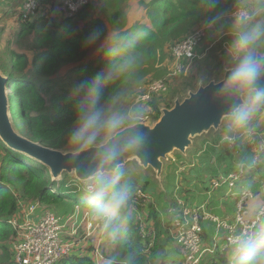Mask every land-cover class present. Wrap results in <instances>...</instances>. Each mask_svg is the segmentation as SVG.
Segmentation results:
<instances>
[{"label":"trees","instance_id":"1","mask_svg":"<svg viewBox=\"0 0 264 264\" xmlns=\"http://www.w3.org/2000/svg\"><path fill=\"white\" fill-rule=\"evenodd\" d=\"M103 1L108 10L103 12L102 9L106 20L97 14L94 3L84 5L74 18L70 19L64 14V7L56 5L55 0H40L37 15L33 19L25 20L24 14L20 16V13L16 20L17 28L10 39L4 46L0 44V73L11 83L10 116L14 129L22 137L54 150L81 151L68 142L79 104V97L73 96V89L80 84L92 82L98 75L108 76L101 89L99 107L102 110L126 115L124 109L129 111L132 108L133 115L142 113L156 123L162 116V109H171L177 96L185 95L189 93V89L196 90L199 87L198 77L190 72L180 79V83L168 94L166 100L164 97L167 93L159 94L135 106V101L140 95L135 92L142 87L143 82L149 88L153 81H149L150 79L167 76V68H159L156 65L167 59L168 49L184 41L202 23H224L218 28L221 31L223 29L225 35L230 30H247L250 23L264 24V2L258 6L257 0H214L212 7H209L205 0H139V7L144 10L146 21H137L132 26L128 13L130 0ZM243 6L250 12V19L242 23L231 20L230 15ZM57 8L60 18L53 17L52 23L50 19ZM94 31L99 32V38L91 46L85 47L86 37ZM1 32L0 28V36ZM28 37L33 41L29 51L13 48L14 44H19ZM209 40L210 37L207 41ZM224 54L233 63L228 52ZM255 54H264V37L256 42ZM208 57L203 60L207 61ZM215 58L222 63L220 57L215 55ZM69 66H73V72L65 78L63 71ZM212 76L214 75L209 73L207 79ZM70 77L72 78L68 80ZM73 80L76 81V86H72ZM208 82L204 84L207 85ZM129 96L131 103L126 108L124 103H128L125 99ZM261 113L264 114V110L256 113L254 118ZM135 123L137 121L134 120L126 127ZM251 123L252 121L249 125ZM254 125L258 130L264 131V123L260 126L259 122H255ZM242 132L243 130L237 135L240 136ZM114 134L102 133L98 144L105 143V140ZM221 135L223 139L226 135L233 136L234 132L222 127ZM221 138L215 140L214 145L208 146L205 151L199 150L197 153L200 152L197 157V173H201L205 178L202 191L207 192L210 189L211 174L214 177L218 174L216 167L213 174L212 163L205 164V161H211L212 154L218 151L219 158L223 160V171H236V162L246 165L244 177L238 183L236 192L249 188L255 189L254 192L258 196L263 194L260 185L254 181L255 175L261 174L264 169L257 168L258 165L255 168L252 166L253 154L246 155L251 147H245L243 140H238L237 150L241 155L236 156L235 151H231L227 142H222ZM261 159L264 163V152ZM194 174L195 172L184 174L183 182H189ZM206 175L209 177L206 178ZM169 179L170 188L173 190L167 193L166 202L169 196L175 194L176 187L170 175ZM149 182L150 180L145 178L135 177L133 182H127V206L114 217L108 227L99 219L95 221L97 232L90 239L88 232L80 229V234H83L76 240L73 252L56 264H182L186 259L185 254L172 237L171 222H164L163 216L171 219L164 210L166 202L161 205L165 208L160 210L148 199L139 198L137 195V191H142L147 196V192L154 187V183ZM225 189L213 193V206H208L207 209L223 221L232 223L238 198L225 199ZM180 196L188 199L182 193ZM206 200V196L198 198L199 206ZM136 201L140 210L145 209L140 211L141 213L130 206ZM161 201L159 200L160 204ZM20 202H39L63 217L73 214L77 206L89 210L88 212L94 215L96 207L91 201L85 182L68 173H63L61 178L54 180L48 167L26 154L10 149L0 139V264H15L12 246L17 235L5 222L16 215ZM145 203L146 208L142 207ZM217 204H221L222 208L214 207ZM65 207L74 211L69 214ZM81 213L84 215L87 212ZM201 223L202 238L212 247L216 224L204 222L203 219ZM262 226L264 222L257 227V231ZM231 250L232 248H228L226 251L207 255V260L201 264H232L231 254L229 255Z\"/></svg>","mask_w":264,"mask_h":264},{"label":"built area","instance_id":"2","mask_svg":"<svg viewBox=\"0 0 264 264\" xmlns=\"http://www.w3.org/2000/svg\"><path fill=\"white\" fill-rule=\"evenodd\" d=\"M82 1L77 0V8L83 5L81 4ZM35 2L36 0H27L23 8L25 17L29 16ZM230 19L237 23L245 22L250 19V12L247 11L246 7H241L230 15ZM214 28V22L208 23L188 36L184 41L172 47V56L176 62L174 71L177 74L187 72L191 64L198 59L200 43L204 40L206 34L214 30ZM168 89L169 86L165 81H153L148 91L137 97L135 106L149 101L154 95L167 93ZM131 116L138 117V119H135L137 123L155 124L148 116L142 113L131 114ZM238 132H234L233 136H224L222 142H227L229 149L235 151V155L239 156L241 152L237 150V144L238 140L242 139L245 147H251V150H247L246 155L249 153L253 154L252 166L255 168L260 159L257 158V155L264 152V133L255 131L254 134L249 129L246 133L242 132L238 136ZM257 143L262 145L256 149L254 147ZM206 149L207 147L203 150L205 151ZM199 156L200 152L196 157ZM198 163L199 158L191 161L171 158L168 168H171L174 178L178 179L177 175H180L183 179L184 174L187 175L197 170ZM236 165L238 168L236 171L226 172L227 169H224V171L220 169L217 177L211 176L212 183L207 193L205 192L207 195L205 203L200 204V206L198 200L193 203L194 195L192 198L185 200V198L180 196V192L181 190L184 192L186 189L180 188L179 197H174L175 210L178 211L179 215H169L167 213L171 216L170 220L163 216L165 223L170 221L173 224L175 232L171 233L172 237L185 254L186 259L182 264H199L202 259L208 257L207 255L233 248L237 237L256 233L257 227L264 222V201L260 203L256 213L251 215V205L257 200L258 194L249 188H244L239 193L235 191L238 183L244 177L246 167L245 164H237V162ZM172 169H175V171H172ZM182 183L183 181H181ZM202 185L204 188L205 185ZM175 186L176 190L177 185ZM224 188L227 189L225 199L238 198L235 203V217L232 223L223 221V219L216 214L210 213L207 209L211 203L213 193ZM140 195L141 193L138 194L139 197ZM133 209L136 210V207L133 206ZM202 219L204 222L209 221L216 224V235L212 247H209L208 244L206 245L202 238ZM94 221L97 220H93V216L89 213L83 215L78 207H76L73 214L63 217L58 212L44 207L39 202H20L16 215L5 222L17 235L16 241L12 246L15 264H56L73 252L75 242L81 235V228L88 232V236L90 235L89 233L97 232L98 226Z\"/></svg>","mask_w":264,"mask_h":264},{"label":"clouds","instance_id":"3","mask_svg":"<svg viewBox=\"0 0 264 264\" xmlns=\"http://www.w3.org/2000/svg\"><path fill=\"white\" fill-rule=\"evenodd\" d=\"M205 2L209 7L214 4V0ZM262 37L264 24L260 23H250L247 30L237 29L233 32L228 55L235 59V63L226 68L227 75L220 89L221 96L241 97L240 102L228 112L229 132L246 128L256 113L264 110V88L256 86L264 77V62L255 54L256 42ZM98 38L99 32H92L86 37L84 46H91ZM107 79V75H98L92 82L73 89V96L79 97V104L68 138L69 144L81 151L95 149L96 165L88 191L96 207L94 215L89 214L96 216L105 227L127 206L128 201L127 184L121 183L123 172L117 161L125 151L138 150L144 143V137L138 131L129 129L124 135L115 136L110 143L98 144L102 133H119L138 119L135 116L108 113L99 107L102 84ZM231 260L232 264H264V226L256 233L236 238Z\"/></svg>","mask_w":264,"mask_h":264},{"label":"water","instance_id":"4","mask_svg":"<svg viewBox=\"0 0 264 264\" xmlns=\"http://www.w3.org/2000/svg\"><path fill=\"white\" fill-rule=\"evenodd\" d=\"M257 57L264 62V54ZM226 75L225 71L219 82L211 81L207 85L200 83L198 89L189 92L183 101L176 100L172 109L162 110L161 118L154 125L133 124L107 139L105 143H110L115 136L124 135L129 129L138 131L144 137L142 147L125 151L117 165L121 168L130 161H136L143 169H152L157 179H161L170 156L175 153L187 156L197 137L209 134L211 130L218 132L230 109L241 99L237 95L221 96L220 89ZM10 86L9 79L0 73L2 142L10 149L26 154L48 167L54 180L61 178L63 173H68L82 182L90 181L96 165L95 149L63 152L32 142L16 132L10 116ZM256 86L264 88V77H261Z\"/></svg>","mask_w":264,"mask_h":264},{"label":"rangeland","instance_id":"5","mask_svg":"<svg viewBox=\"0 0 264 264\" xmlns=\"http://www.w3.org/2000/svg\"><path fill=\"white\" fill-rule=\"evenodd\" d=\"M11 1L12 0H0V28L2 29L1 36H0L1 37L0 44H2L3 46L10 39V36L14 32L15 28H17L16 20L19 17L17 15V12H13L14 10L12 9ZM39 1L40 0H36L34 8L30 12L29 16L28 17L24 16L23 19L30 20V19H33L34 16L37 15L36 11L38 9ZM26 2H27V0L24 1L23 8H24ZM263 2H264L263 0H257L258 6L262 5ZM89 3H94V5H95V7H96V9L98 11L97 14L100 15L101 17L105 18V20H106V17H105L103 12L104 11L108 12V10H107V8L104 7V1L103 0H83L81 4L87 5ZM55 4L56 5L60 4L62 7H64V11H65L64 14H65L66 17H68L70 19H73L74 15L83 7V5H81L79 8H77V0H55ZM243 7H246V6H243ZM58 8H57V10L55 12L52 13V19H50V20H52V23H53V17H55V18L59 17L60 18V15H58ZM102 9H103V12H102ZM128 13H129L130 26L135 24L137 21H144V22L146 21L145 20V12H144V10L142 8L139 7V0H130L129 1ZM50 17H48V18H50ZM206 24H208V23H202L196 29V31L199 30L200 28H202ZM214 24H215L214 30H212V31H210V32H208L206 34V37H209V34L214 31L213 36L210 37L209 41H206V39H205L206 37L204 38V40H202V42L200 43V46H199V50H198L199 51L198 59H196L191 64V66L187 70V72H183V73L177 74L176 71H174L176 62H175V60H174V58L172 56V51H171L172 47L170 49H168V51H167V59L164 62L157 63L156 66L159 67V68L166 67L167 70H168V74H167V76H165V77H163L161 79L154 78V79H150L149 81H151V80H153V81H155V80H163V81H165L168 84L169 89H168L167 95L164 97L165 100L168 98V96H169L168 94L174 88H176L178 86V84L180 83V79L182 77H184V76H187L190 72H191V75H193L195 77H198L199 85H200V83L204 84L207 81H209L208 83H210L211 81L219 82V81H221L223 79L224 72L226 71V68L229 67L231 64L235 63V59L233 57H231L232 60H233V63H231L230 60L227 59V55H226L227 53L224 54V52H228V48L230 47V44H231V41H232L231 33L234 32L235 30H230V31L226 32V33H228L227 35H222V34L219 35V33L222 32V31L224 32V30L222 29V31H221L218 28V23L217 22H214ZM248 27H249V24L247 25V28ZM32 46H33V41H31V37H28V38H26L25 41H20L19 44H14L13 48L15 50L27 52V51L30 50V48ZM215 55H217L218 57H220L222 59V63L221 64L218 62V60H216ZM29 56H30V54H29ZM207 56H209L208 57L209 59H207V61H204L203 59H206ZM72 68H73V66H69V67L64 69L63 76L65 78L67 76H69L73 72ZM209 73H212L214 76H212L208 80L207 77H208ZM72 77H70L68 80H70ZM203 81H205V82H203ZM146 82H148V81H146ZM72 86H76V81L75 80H73ZM147 88H148V85L145 84V82H143L142 83V87L140 89H138L135 93L144 94L145 90ZM9 89H10V87H9ZM196 90L189 89L187 92H194ZM187 96H188V93L185 94V95H181L180 94L179 96H177L175 98L174 103H175L176 100L183 101ZM125 100L128 101L127 104L124 103ZM125 100L123 101L124 107L126 105V108H128L129 103H131V96H129ZM174 103H173L172 108L174 107ZM164 109L170 110L167 107H164L162 110H164ZM132 110H133L132 108H130L129 111H128V109H124L126 115H128V116H131ZM263 121H264V114L261 113L258 117L254 118L252 120V123L247 128L243 129V133H246L247 131H249V129H251V132L254 133V134H255V131H259L260 133H264V131L258 130V127H256V129H255V125H254L255 122H259L260 126H262L263 123H264ZM227 123H228V121H227V118H226V119H224V121H223V123L221 125V128H220V130L218 132H215L214 130H211L209 134H203L202 136L197 137L194 140V142H193L194 146L190 149V151H188V155L187 156H182L180 153H175V154H173L172 156L169 157L170 159H169L168 162L165 163V161H164L165 168H164V173H163L161 179H157L156 174L153 172L152 169L145 170V169H143L142 167L139 166L138 162L130 161V162H128L125 165V167H121L120 168L121 171L123 172V176L121 178V183H123V181H124V183L133 182L134 177L138 178V179L145 178V180H148V181L150 180V182L154 183L153 184L154 187H153V189L150 192H147V196H145L142 191H137V195L139 193H141L139 198L148 199V201L154 203L157 206L158 209L163 210L165 207L162 208L161 205H162V203L165 204L167 193L171 192V190H173V189L170 188L169 175L171 176V179H173L174 178V173L171 172L170 169H168V165H170L171 158L186 159L187 161H191L192 159L196 160L197 159V157H196L197 155H195V158H193L194 154L198 153L199 150L205 149V147H208L209 144L210 145H214L213 142L215 140L221 138V136H222L221 135L222 127H227ZM221 141H223L222 138H221ZM261 145H262L261 143H257V144H255L254 148L257 149ZM216 154L218 156H216ZM219 156H220L219 152L216 151V152H214L212 154L211 158H213V159L211 161H205V164L212 163L211 167L213 168V170H212L213 174L215 172V167H216L217 172L221 169V164H222L223 160L221 158H219ZM234 156L235 155H233V157ZM257 158H260L257 168H259V167L262 168L263 167V169H264V163L262 162V159H261L262 158V154L257 155ZM233 162H235V160ZM173 170L174 169H172V171ZM194 172H195V174L193 175V177H191L189 182L188 181H184L182 184H181V181H183V180H181L182 176L177 175L178 179L177 178L175 179V183L177 185V188L175 190V194L173 196H169L168 197L167 202H166V208L164 209L169 215H179L178 211L175 210V206H174L175 199H174V197L175 196L179 197L178 193L181 190L180 188L185 187L187 189L184 192H183V190H181L180 193H182L184 196L187 195L185 197H187L188 199L192 198V196L194 195L193 196V199H194L193 203H195V201L198 200V198H200L199 195L202 193V188H203L202 184H203V179H205V178H204V176L201 175V173L198 174L197 170L196 171H192V173H194ZM137 173H139V174H137ZM210 173L211 172H209L208 175H210ZM262 174H264V172H262L261 174H256L255 175L256 181H254V182L257 183V185H260V188L264 191V177H262ZM208 175H206L205 177L206 178L209 177ZM167 176H168V179H167ZM211 176L214 177V175H212V174H211ZM215 177H217V176H215ZM91 180L87 181L85 183L87 185H89ZM150 182H149V184H150ZM209 183L211 185L212 180H210ZM206 185H207V187H209L208 184H206ZM252 190L255 191V189H252ZM261 195L260 196L257 195V196H258V198H261L262 199L261 202H263L264 193L261 194ZM159 200H162L161 204H160ZM130 206H135L136 210L139 213H141L140 211H144L145 210V209L144 210H140V208H139L140 205H139L138 201H136L135 203L130 204ZM77 207L79 208V210H83L79 206H77ZM142 207L146 208L147 207V203L143 204ZM64 209L68 210L69 214L74 211V210H71V209H67L66 207ZM131 210H132V207H131ZM251 210H253V208H251ZM70 211H72V212H70ZM83 211L88 212V211H86V209H84ZM141 218H142L141 221H143V216ZM95 219H97L96 216L95 217L93 216V220H95ZM162 221H163V219H162ZM170 227H171V233H174L175 230L173 228V224H171ZM82 234H83V232H82ZM89 234H90L91 237H88V238L90 239L96 234V232L94 231L93 233H89ZM206 245H207V243H206ZM230 254H231V252L229 253V255ZM203 260L206 261L207 259H202L199 264H201V262Z\"/></svg>","mask_w":264,"mask_h":264},{"label":"crops","instance_id":"6","mask_svg":"<svg viewBox=\"0 0 264 264\" xmlns=\"http://www.w3.org/2000/svg\"><path fill=\"white\" fill-rule=\"evenodd\" d=\"M24 1H25V0H12V1H11L12 9L14 10L13 12H17V15H18V16H19L20 13H21L20 16L24 14V10H23V3H24ZM13 12H12V13H13ZM12 13H11V14H12ZM222 25H224V23H222V22H219V23H218V27H220V26H222ZM219 32H220V31H219ZM213 34H214V31L211 32V33L209 34V37H212ZM220 34L225 35L223 32H220L219 35H220ZM209 37H206V41H207V39H208ZM195 155H197V153L194 154V157H193V158H195ZM173 179H174V184H175V179H176V178H173ZM206 193H207V192H206ZM199 196H200V197H203V196H207V195L205 194L204 191H202V193H201ZM206 201H207V200H206ZM261 201H262L261 198H257V200H256L255 202H253V204L251 205V208H253V210H251V215H252V213H253V214L256 213V211H257V209H258V207H259ZM263 201H264V200H263ZM213 203H214L213 200H211V203L209 204V206H211ZM212 206H213V205H212ZM79 207H80V206H79ZM214 207L219 208V209L222 208V207H221V204L214 205ZM80 208H82V207H80ZM74 209H75V208H74ZM82 209L84 210V208H82ZM83 210H81V211L83 212ZM86 211H89V210L86 209ZM60 215H61V214H60Z\"/></svg>","mask_w":264,"mask_h":264}]
</instances>
